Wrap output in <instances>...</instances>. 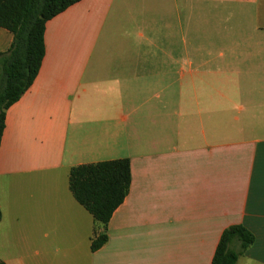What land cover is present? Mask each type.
<instances>
[{
    "label": "crops",
    "instance_id": "crops-1",
    "mask_svg": "<svg viewBox=\"0 0 264 264\" xmlns=\"http://www.w3.org/2000/svg\"><path fill=\"white\" fill-rule=\"evenodd\" d=\"M45 47L6 114L0 262L212 264L243 225L237 264H264V0H82ZM118 159L130 191L93 251L71 170Z\"/></svg>",
    "mask_w": 264,
    "mask_h": 264
},
{
    "label": "trees",
    "instance_id": "trees-1",
    "mask_svg": "<svg viewBox=\"0 0 264 264\" xmlns=\"http://www.w3.org/2000/svg\"><path fill=\"white\" fill-rule=\"evenodd\" d=\"M80 1L0 0V27L14 35L9 51L0 53V146L7 111L31 88L41 69L46 54L47 22ZM130 187L129 159L72 168L70 189L76 200L93 216L97 229L103 230L93 240V251L107 243L105 231L113 214L127 198ZM254 242L255 236L243 225L229 227L222 234L212 264H237Z\"/></svg>",
    "mask_w": 264,
    "mask_h": 264
}]
</instances>
